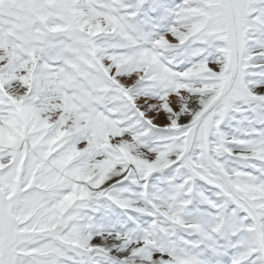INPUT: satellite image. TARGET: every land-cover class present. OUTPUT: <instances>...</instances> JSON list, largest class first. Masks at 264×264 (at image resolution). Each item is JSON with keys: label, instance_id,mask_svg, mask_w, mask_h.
Returning a JSON list of instances; mask_svg holds the SVG:
<instances>
[{"label": "snow or ice", "instance_id": "obj_1", "mask_svg": "<svg viewBox=\"0 0 264 264\" xmlns=\"http://www.w3.org/2000/svg\"><path fill=\"white\" fill-rule=\"evenodd\" d=\"M0 264H264V0H0Z\"/></svg>", "mask_w": 264, "mask_h": 264}]
</instances>
